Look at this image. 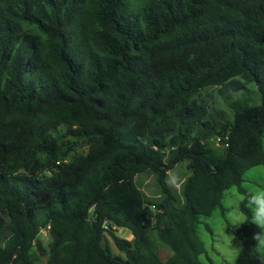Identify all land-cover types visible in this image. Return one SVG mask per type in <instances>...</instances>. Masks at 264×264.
<instances>
[{"label":"trees","instance_id":"16d2710c","mask_svg":"<svg viewBox=\"0 0 264 264\" xmlns=\"http://www.w3.org/2000/svg\"><path fill=\"white\" fill-rule=\"evenodd\" d=\"M263 139L264 0H0V264H204Z\"/></svg>","mask_w":264,"mask_h":264},{"label":"rangeland","instance_id":"374dc122","mask_svg":"<svg viewBox=\"0 0 264 264\" xmlns=\"http://www.w3.org/2000/svg\"><path fill=\"white\" fill-rule=\"evenodd\" d=\"M215 110L219 113L217 115H222L224 113L222 107L219 105L215 107ZM182 175V165H179L174 171L170 172V177L174 184H178ZM137 181L141 187H144V190L147 194L153 195L157 191V187L152 176L140 175L137 177ZM242 185L245 189L264 188V165H257L247 170L244 175V181ZM233 189H235L236 193L241 194L238 191L237 186H232L225 191V195L223 198V205L226 211L225 216L222 214L221 208H216L211 215H202L199 217L200 221L198 223V234L203 240L207 249V253L200 256V259L204 264L234 263L237 260V256L240 250L242 249V241L237 234L238 228L232 226L227 228L226 232H224L221 227L222 223L227 222V213L229 209L225 207V201L234 196ZM118 234L126 238H131L132 236L129 230L118 231ZM231 235L233 237H231ZM40 238L43 241L44 245H47L49 243L50 235L48 233V229H44L41 231ZM108 239L110 240V237H108ZM114 250L118 251L115 247ZM44 261V258L40 259L41 264H44Z\"/></svg>","mask_w":264,"mask_h":264},{"label":"clouds","instance_id":"9594fccd","mask_svg":"<svg viewBox=\"0 0 264 264\" xmlns=\"http://www.w3.org/2000/svg\"><path fill=\"white\" fill-rule=\"evenodd\" d=\"M234 196L225 201V207L229 209L227 213V222L222 223L221 227L224 232L229 227L239 228L242 225H254L258 231L252 235L261 250H264V188H248L246 195L236 193L233 189ZM246 199V207L249 209L250 217L239 210V204ZM231 237H233L231 235Z\"/></svg>","mask_w":264,"mask_h":264}]
</instances>
